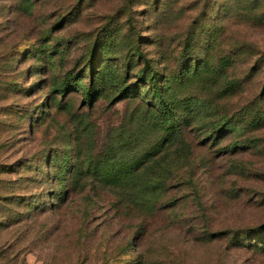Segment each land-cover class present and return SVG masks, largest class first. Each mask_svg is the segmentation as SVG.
<instances>
[{
    "label": "rangeland",
    "instance_id": "rangeland-1",
    "mask_svg": "<svg viewBox=\"0 0 264 264\" xmlns=\"http://www.w3.org/2000/svg\"><path fill=\"white\" fill-rule=\"evenodd\" d=\"M0 264H264V0H0Z\"/></svg>",
    "mask_w": 264,
    "mask_h": 264
}]
</instances>
